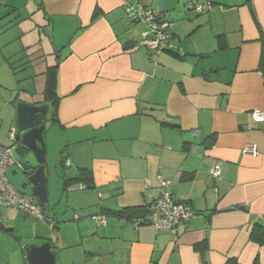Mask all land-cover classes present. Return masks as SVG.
Wrapping results in <instances>:
<instances>
[{
  "label": "crops",
  "instance_id": "0c3cea01",
  "mask_svg": "<svg viewBox=\"0 0 264 264\" xmlns=\"http://www.w3.org/2000/svg\"><path fill=\"white\" fill-rule=\"evenodd\" d=\"M13 1L25 53L43 49L25 62L43 89L57 64V105L43 96L36 105L55 113L49 141L63 147L68 178L90 171V192L74 200L92 196L87 213L106 217L77 224L89 244L83 264H264V124L250 116L264 112V0H138L172 25L156 58L140 46L145 27L126 18L127 0ZM248 143L256 157L242 153ZM164 193L194 212L174 233L106 216ZM256 225L263 235L252 239Z\"/></svg>",
  "mask_w": 264,
  "mask_h": 264
},
{
  "label": "rangeland",
  "instance_id": "374dc122",
  "mask_svg": "<svg viewBox=\"0 0 264 264\" xmlns=\"http://www.w3.org/2000/svg\"><path fill=\"white\" fill-rule=\"evenodd\" d=\"M8 1L0 0V147L12 144L9 134L16 126L18 105L26 102L38 105L43 92L41 79L36 75L40 69L25 68V62L28 60L27 66L29 57L33 54L25 53L24 44L30 36L26 35L20 41L22 35L20 27L16 25V14L12 12V8L6 7ZM38 50L34 54L38 52L42 54L43 49ZM46 129L43 137L47 203L42 208L37 199H33L39 211H43V219H35L10 208H0L1 223L12 227L11 232L0 231V264H27L23 259L25 248L31 245L40 246L44 241L53 246L56 264H83L81 251L89 244L86 241L82 244L78 225L92 219V213L87 211L96 208V203L92 196L88 199L74 200L77 195L88 194L90 191H63L61 181L63 171L59 164L63 147H60V142L56 139L49 141L53 129L48 123ZM97 199L99 198L96 197ZM83 202L86 207H77ZM76 215H79L78 220L75 219ZM47 217L52 219L51 224ZM86 239L83 238L82 241Z\"/></svg>",
  "mask_w": 264,
  "mask_h": 264
},
{
  "label": "built area",
  "instance_id": "2783aa9c",
  "mask_svg": "<svg viewBox=\"0 0 264 264\" xmlns=\"http://www.w3.org/2000/svg\"><path fill=\"white\" fill-rule=\"evenodd\" d=\"M134 2L137 3L138 0H127L125 2L124 10L126 18L131 22L141 23L145 27L139 44L156 58L169 47L172 25L162 21L158 12L155 13L138 3L136 6H132L131 3ZM195 5L190 8L195 7L197 11L203 10L201 6ZM250 116L255 123L264 124L263 111H252ZM15 132V129L11 130L9 134L10 140L13 139ZM12 149V147L0 148V207L21 211L32 218L42 220L43 214L33 203V199L19 194L7 179V172L15 165ZM242 153L246 156L256 157L258 154L257 147L254 144L248 143L244 146ZM65 167H69L67 161ZM209 174L211 178L216 179L220 176V170L218 167H215L210 170ZM158 182L162 188L169 184L168 181L163 180L161 177H158ZM85 189V185L79 184L70 185L67 190ZM193 215L194 212L186 204L176 202L169 194L164 193L161 198L150 205L145 216V222L147 225L155 227L158 232L174 233L176 226L180 222L190 219ZM75 219L78 220L79 215H76ZM92 220L96 221L98 226L106 224V218L102 214L92 216ZM48 222L51 224L52 220L48 219Z\"/></svg>",
  "mask_w": 264,
  "mask_h": 264
},
{
  "label": "water",
  "instance_id": "95a60500",
  "mask_svg": "<svg viewBox=\"0 0 264 264\" xmlns=\"http://www.w3.org/2000/svg\"><path fill=\"white\" fill-rule=\"evenodd\" d=\"M47 105L21 103L16 111L12 155L15 165L7 172L8 181L21 195L47 203L44 132L48 118ZM88 189V188H86ZM27 264H56L50 243L28 246L24 250Z\"/></svg>",
  "mask_w": 264,
  "mask_h": 264
},
{
  "label": "trees",
  "instance_id": "16d2710c",
  "mask_svg": "<svg viewBox=\"0 0 264 264\" xmlns=\"http://www.w3.org/2000/svg\"><path fill=\"white\" fill-rule=\"evenodd\" d=\"M195 6H198V5L196 4ZM190 10L194 11L196 13H201L203 11V10L197 11L195 9V7L190 8ZM260 41L262 44L260 65H263V63H264V32H262V31H260ZM168 48H166L165 51H168L169 50ZM175 55L178 56V54H175ZM43 76H44V89H43V94H42L43 102L48 103V104L50 103L53 107H55L58 103V100H59L57 95H56L57 64L52 65V66H48L45 69V71L43 72ZM54 120H55V113H53L50 116L49 122L51 124H53ZM208 138H210V137H208ZM60 155L61 156H60L59 164L63 170V175L61 177L62 178L61 180H62V185H63V191L64 192L68 191L67 189L70 185H79V184L85 185L86 188L91 189L92 188V178L90 176V171L87 169H80L78 171V174L75 176V178H73V179L68 178V176H67L68 173H66L68 168L65 167L66 159H64V157H62V154H60ZM88 189H85V190H88ZM163 195L164 194H162L159 198H161ZM176 202L186 204L185 201H176ZM41 207H44V205H41ZM149 207H150V205L148 207H132V208H122L118 211H107L106 216L108 215V216H114V217L119 218V219H125L132 226L141 227V226L147 225V223L145 222V216L149 210ZM47 219L52 220L49 217H47ZM1 230L6 231V232L12 231L10 229H6L3 225V223H1V221H0V231ZM257 234L263 235L262 227L258 226V225L254 226V228L252 229L251 238L257 239Z\"/></svg>",
  "mask_w": 264,
  "mask_h": 264
},
{
  "label": "clouds",
  "instance_id": "9594fccd",
  "mask_svg": "<svg viewBox=\"0 0 264 264\" xmlns=\"http://www.w3.org/2000/svg\"><path fill=\"white\" fill-rule=\"evenodd\" d=\"M15 129V128H14ZM12 141V140H11ZM8 147H12V146H8ZM4 148H7V147H4ZM66 173H67V171H66ZM29 197V196H28ZM32 198V197H31ZM32 199H34V198H32ZM42 213H43V211H42ZM48 220V219H47ZM50 220V219H49Z\"/></svg>",
  "mask_w": 264,
  "mask_h": 264
}]
</instances>
